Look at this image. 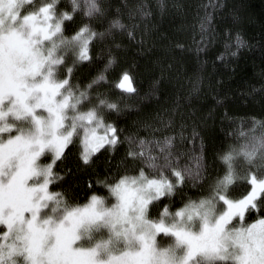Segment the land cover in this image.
Masks as SVG:
<instances>
[{
	"label": "snow or ice",
	"instance_id": "1",
	"mask_svg": "<svg viewBox=\"0 0 264 264\" xmlns=\"http://www.w3.org/2000/svg\"><path fill=\"white\" fill-rule=\"evenodd\" d=\"M111 7L0 0V264H264V120L253 117L239 145L215 153V174L200 154L195 168L181 164L175 133L125 135L124 157L89 181L105 194L89 187L78 203L61 187L74 149L90 167L122 142L111 112L136 92L111 51L122 46L118 34L135 38V12L126 21ZM97 43L107 48L103 67L82 83L77 73L95 62ZM190 184L198 191H185Z\"/></svg>",
	"mask_w": 264,
	"mask_h": 264
},
{
	"label": "trees",
	"instance_id": "2",
	"mask_svg": "<svg viewBox=\"0 0 264 264\" xmlns=\"http://www.w3.org/2000/svg\"><path fill=\"white\" fill-rule=\"evenodd\" d=\"M104 2L112 5L109 15L116 14L119 6L126 21L130 8L135 12V38L118 34L122 46L111 51L120 66L129 68L136 92L123 95L121 110L111 112L122 142L115 150L101 149L90 167L80 164L74 149L61 166L72 170L61 187H69L78 203L90 196L89 187L105 194L101 185L89 181L115 168V162L124 157L128 147L125 135L164 137L175 133L174 144L183 151L191 143H199L209 171L215 174L214 170L222 167L215 153L239 145L244 139L241 129H251L253 117L264 120V0ZM137 4L145 7L137 9ZM141 11L149 14L142 16ZM208 14L212 18L205 21L209 27L204 30L201 21ZM100 23L95 22L98 30ZM237 34L242 41L239 46ZM96 51L100 54L95 62H85L77 73L82 83L103 67L106 45L97 43ZM122 91L113 90V94ZM181 131L183 138L178 134ZM185 191L198 189L190 184ZM236 191L243 192V184ZM179 201L174 195L173 203L179 206Z\"/></svg>",
	"mask_w": 264,
	"mask_h": 264
},
{
	"label": "rangeland",
	"instance_id": "3",
	"mask_svg": "<svg viewBox=\"0 0 264 264\" xmlns=\"http://www.w3.org/2000/svg\"><path fill=\"white\" fill-rule=\"evenodd\" d=\"M145 138H150V137H145ZM198 145L200 144L191 143V145L188 147L189 149L187 148L186 150L183 151V154L181 155V158H180L181 164H185L189 166L190 168H195L196 163H197V160H196L197 154H200L203 157L202 151ZM197 183H199V181ZM158 237H159V234H158Z\"/></svg>",
	"mask_w": 264,
	"mask_h": 264
}]
</instances>
